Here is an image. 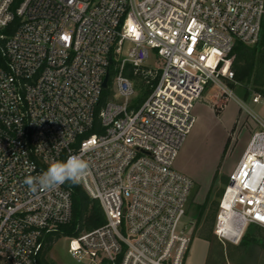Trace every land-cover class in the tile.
<instances>
[{"label": "built area", "instance_id": "1", "mask_svg": "<svg viewBox=\"0 0 264 264\" xmlns=\"http://www.w3.org/2000/svg\"><path fill=\"white\" fill-rule=\"evenodd\" d=\"M262 27L264 0H0V264H42L47 238L71 222L69 182L36 191L23 182L70 155L89 163L76 184L105 219L66 237L73 260L183 264L193 182L173 164L209 85L261 127L228 176L214 233L236 244L264 229V122L235 97V72L221 62ZM150 53L161 69L145 65ZM127 66L155 82L138 106Z\"/></svg>", "mask_w": 264, "mask_h": 264}, {"label": "rangeland", "instance_id": "2", "mask_svg": "<svg viewBox=\"0 0 264 264\" xmlns=\"http://www.w3.org/2000/svg\"><path fill=\"white\" fill-rule=\"evenodd\" d=\"M221 62L235 72L234 55L226 56ZM145 65L159 70L163 61L150 53ZM130 79L135 86L136 101L145 88L133 74ZM230 88L238 100L264 119V100L257 104L251 102L253 94L258 93L252 83L237 82ZM192 114L195 123L173 164L175 171L193 182L182 221L184 231L191 239L183 264H264V229L248 228L236 244L222 243L214 233L218 205L228 176L252 133L261 130V127L240 108L235 99H225L210 85L194 102ZM66 237L69 236L55 242L46 255L47 261L50 264H85L68 255Z\"/></svg>", "mask_w": 264, "mask_h": 264}, {"label": "trees", "instance_id": "3", "mask_svg": "<svg viewBox=\"0 0 264 264\" xmlns=\"http://www.w3.org/2000/svg\"><path fill=\"white\" fill-rule=\"evenodd\" d=\"M21 0H14V7ZM231 55L235 56V80L237 82L252 83L262 98H264V27H262L258 41L252 46L237 44ZM129 78H132V71L127 66L125 71ZM142 92L138 100H134L135 105H139L150 93L152 86H146L143 82ZM247 95V92H246ZM105 98L108 94H105ZM224 183L226 181L224 180ZM72 191V220L69 225L61 226L59 232L47 238L44 254L47 255L57 240L64 236L76 237L83 232L92 231L101 227L105 223L104 215L100 204L88 197L82 188L76 183H68ZM42 264H50L47 259Z\"/></svg>", "mask_w": 264, "mask_h": 264}, {"label": "clouds", "instance_id": "4", "mask_svg": "<svg viewBox=\"0 0 264 264\" xmlns=\"http://www.w3.org/2000/svg\"><path fill=\"white\" fill-rule=\"evenodd\" d=\"M89 163L80 155H70L66 160H53L46 171L38 176H28L23 181L32 191L37 188L52 189L66 182H78L88 171Z\"/></svg>", "mask_w": 264, "mask_h": 264}, {"label": "water", "instance_id": "5", "mask_svg": "<svg viewBox=\"0 0 264 264\" xmlns=\"http://www.w3.org/2000/svg\"><path fill=\"white\" fill-rule=\"evenodd\" d=\"M107 80H108V75H106V77L103 81V88H107Z\"/></svg>", "mask_w": 264, "mask_h": 264}, {"label": "crops", "instance_id": "6", "mask_svg": "<svg viewBox=\"0 0 264 264\" xmlns=\"http://www.w3.org/2000/svg\"><path fill=\"white\" fill-rule=\"evenodd\" d=\"M257 115V114H256ZM258 116V115H257ZM258 118L262 121V122H264V119H261L259 116H258Z\"/></svg>", "mask_w": 264, "mask_h": 264}, {"label": "snow or ice", "instance_id": "7", "mask_svg": "<svg viewBox=\"0 0 264 264\" xmlns=\"http://www.w3.org/2000/svg\"><path fill=\"white\" fill-rule=\"evenodd\" d=\"M132 31H134V29H132Z\"/></svg>", "mask_w": 264, "mask_h": 264}]
</instances>
